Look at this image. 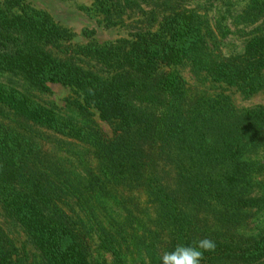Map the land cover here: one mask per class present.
I'll use <instances>...</instances> for the list:
<instances>
[{"label":"trees","instance_id":"1","mask_svg":"<svg viewBox=\"0 0 264 264\" xmlns=\"http://www.w3.org/2000/svg\"><path fill=\"white\" fill-rule=\"evenodd\" d=\"M187 1L93 0L106 26L133 13L143 26L103 44L85 28L81 44L28 0H0V75L41 92L69 86L83 116L0 80V203L27 233L36 264H162L163 252L204 237L216 249L201 264H264V105L190 95L180 70L188 64L201 83L246 96L262 91L264 0H249L241 20L255 27L229 55L209 16ZM43 128L91 159L77 153L82 169L72 170ZM20 255L0 223V264H23Z\"/></svg>","mask_w":264,"mask_h":264},{"label":"rangeland","instance_id":"2","mask_svg":"<svg viewBox=\"0 0 264 264\" xmlns=\"http://www.w3.org/2000/svg\"><path fill=\"white\" fill-rule=\"evenodd\" d=\"M34 6L44 9L50 12L55 19L65 27L71 29L75 34V41L78 43H86L88 39L83 35L85 28L95 29V39L99 43L115 42L119 39L130 38L132 33L139 27L143 26L140 20L143 16L140 13H133L127 16L126 22L121 26L109 27L103 22L102 16L95 10L93 6V0H28ZM149 1V0H148ZM249 0H193L182 3L186 7H193L200 13H206L209 16V21L216 29V34L219 38V50L222 49L225 54H235L243 50L244 44L252 34L255 27L243 23L241 20L242 13L247 7ZM151 5L152 0H150ZM147 4V2H146ZM144 4L146 10H150L153 7H149L148 4ZM155 6H160V3L156 2ZM154 6V7H155ZM163 6V5H162ZM161 6V7H162ZM165 6V5H164ZM182 7V6H181ZM226 33V36H224ZM219 53V52H217ZM191 66L188 64L181 65L180 70L188 82V89L190 95H202L204 93L216 95L218 93H225L233 98V101L239 108H247L255 105H264V89L252 96H246L239 92L236 88L229 87L225 84H210L201 83L196 79V76L190 70ZM0 80L11 84L18 85L22 90L27 91L36 99L41 100L43 103L50 105L56 110L62 113L73 114L76 117H83L78 109L70 106L69 102L77 98L75 91L69 87L61 84H52L51 90L48 92H41L30 88L24 81L17 79L12 75H0ZM88 117H94L98 124L108 133H111L110 125L101 121L98 114L93 110ZM87 117V115H85ZM43 135L48 140L47 147L57 150L58 153L65 157L73 159L69 164V168L72 170L79 168L78 163L74 162V156L77 153H85L84 158L91 159V150L87 147L83 148V145L77 142H70L68 138L55 134L49 130L41 129ZM45 143V141H44ZM59 145V147H58ZM58 148V149H57ZM59 148L73 150L72 155L67 152L61 153ZM84 150V151H83ZM90 152V153H89ZM84 173V170L81 171ZM264 180V179H263ZM129 195L128 193L121 192L120 195ZM140 199V196L137 197ZM144 197H141L143 201ZM264 215V214H262ZM0 223H2L8 232L15 238L19 249L20 256L23 258V264H36L35 259H39L37 251L30 241L27 233L21 228V226L5 216V212L0 203Z\"/></svg>","mask_w":264,"mask_h":264},{"label":"clouds","instance_id":"3","mask_svg":"<svg viewBox=\"0 0 264 264\" xmlns=\"http://www.w3.org/2000/svg\"><path fill=\"white\" fill-rule=\"evenodd\" d=\"M215 249V241L204 237L191 245L178 244L173 251L163 252L160 259L162 264H201L205 253L214 252Z\"/></svg>","mask_w":264,"mask_h":264}]
</instances>
